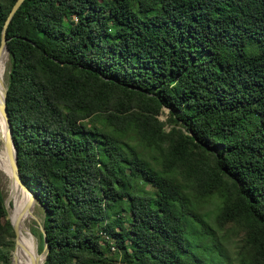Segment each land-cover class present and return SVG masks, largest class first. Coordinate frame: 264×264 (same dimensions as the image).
<instances>
[{
    "label": "trees",
    "instance_id": "obj_1",
    "mask_svg": "<svg viewBox=\"0 0 264 264\" xmlns=\"http://www.w3.org/2000/svg\"><path fill=\"white\" fill-rule=\"evenodd\" d=\"M16 2L0 0V47ZM7 39L45 264H225L199 214L214 197L240 264H264V0H26Z\"/></svg>",
    "mask_w": 264,
    "mask_h": 264
},
{
    "label": "rangeland",
    "instance_id": "obj_2",
    "mask_svg": "<svg viewBox=\"0 0 264 264\" xmlns=\"http://www.w3.org/2000/svg\"><path fill=\"white\" fill-rule=\"evenodd\" d=\"M9 64L10 61L8 58V62L4 69V79H5L6 87L8 80ZM167 117H168V110L165 109L163 110L160 119L162 121H165ZM9 187L10 185L7 179V175L0 166V189L2 191L3 196L5 197V202L9 203L8 211L6 209L7 216L0 217L1 228H4L3 226L5 225V221L7 220L10 221V223L11 221L14 223L13 214L16 210V202L11 195V191ZM218 204L219 202L217 198L216 197L212 198L208 204H205L202 208H200L199 214L201 215L203 220L209 225L210 229L216 231L217 239L215 241V244L218 247V249L222 252L224 256L225 264H240L241 258H244V253H243V246L245 243L244 232L240 227L233 225H229L224 229L218 228V225L216 223ZM30 211L32 212V214L35 215V218L30 219V221L28 222V228L29 231L32 233L33 239L36 243V247L39 252V247L41 244V234H42L41 227L44 224V210L42 209L41 205L37 202L36 205L31 207ZM14 240H16V234ZM14 252H15V248L11 256V264L13 263ZM214 252L217 253L216 251ZM39 258L43 259L42 256Z\"/></svg>",
    "mask_w": 264,
    "mask_h": 264
},
{
    "label": "bare ground",
    "instance_id": "obj_3",
    "mask_svg": "<svg viewBox=\"0 0 264 264\" xmlns=\"http://www.w3.org/2000/svg\"><path fill=\"white\" fill-rule=\"evenodd\" d=\"M8 62V54L5 52L0 59V103L3 102L6 91V84L4 79V69ZM7 132V125L0 113V166L7 175L10 185V191L13 199L16 202V210L13 214L14 223L17 224L19 230V246L13 255V264H32L33 258L38 257L36 243L33 239L32 233L29 231L28 222L35 218V215L30 211L29 207L30 196L23 190L15 181L11 170L10 162L3 144Z\"/></svg>",
    "mask_w": 264,
    "mask_h": 264
},
{
    "label": "water",
    "instance_id": "obj_4",
    "mask_svg": "<svg viewBox=\"0 0 264 264\" xmlns=\"http://www.w3.org/2000/svg\"><path fill=\"white\" fill-rule=\"evenodd\" d=\"M25 1L26 0H17V2L13 6V8H12V10L8 16V19L6 20V23L4 25L3 32H2V37H1L0 59L5 52H7L8 58H9L10 51H9L8 44H7L8 43L7 29L9 27L13 17L15 16V14L18 12V10L21 8V6L23 5V3ZM7 91H8V89L6 87L4 100L2 103H0V113H1L3 119L5 120V123L7 125V132H6V136H5V139L3 141V144L5 147L6 153H7V157H8L9 162H10L13 177H14L15 181L19 184V186L29 194L30 202L28 205H29V207H32V206L36 205L37 199H36L34 193L24 183L22 176L20 174V171H19L18 152H17L15 142H14L12 126H11L8 108H7ZM5 207L8 211V207H9L8 202H5ZM11 223H12L13 229H14L15 234H16V240H15V251H16L18 246H19V241H18L19 230H18V226L16 223H13L12 221H11ZM41 232H42V235H43V238L45 241V246H44V251L42 253H39L38 249H37V253H38L39 257H41V256L43 257V260L40 261L38 258H33L32 264H45L47 257H48V254H49V247L47 244L46 231H45L44 225L41 227Z\"/></svg>",
    "mask_w": 264,
    "mask_h": 264
},
{
    "label": "built area",
    "instance_id": "obj_5",
    "mask_svg": "<svg viewBox=\"0 0 264 264\" xmlns=\"http://www.w3.org/2000/svg\"><path fill=\"white\" fill-rule=\"evenodd\" d=\"M114 251H115V248H114Z\"/></svg>",
    "mask_w": 264,
    "mask_h": 264
}]
</instances>
